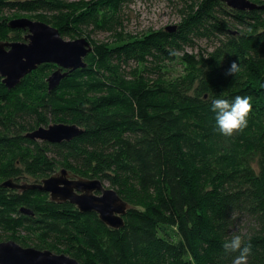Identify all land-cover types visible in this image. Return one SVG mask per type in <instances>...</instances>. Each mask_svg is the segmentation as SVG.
Returning <instances> with one entry per match:
<instances>
[{"label": "trees", "instance_id": "obj_1", "mask_svg": "<svg viewBox=\"0 0 264 264\" xmlns=\"http://www.w3.org/2000/svg\"><path fill=\"white\" fill-rule=\"evenodd\" d=\"M130 1L0 0V42L26 41L28 32L3 18L8 12H61L58 29L72 36L76 27L115 30ZM253 1L258 8L236 10L222 0H183L175 31L97 44L87 66L69 70L54 90V63L13 89L0 76V242L12 235L23 247H61L82 264H233L239 253L223 245L239 234L252 245L248 264H264V0ZM233 61L241 70L227 75ZM133 62L142 69L125 81L121 67ZM83 89L96 95L66 98ZM237 95L250 96L253 109L247 128L225 137L212 101ZM51 123L83 132L61 143L28 136ZM57 168L116 188L128 202L124 226L39 189L3 186L7 178L41 182ZM242 217L254 222L245 234L234 230Z\"/></svg>", "mask_w": 264, "mask_h": 264}, {"label": "water", "instance_id": "obj_2", "mask_svg": "<svg viewBox=\"0 0 264 264\" xmlns=\"http://www.w3.org/2000/svg\"><path fill=\"white\" fill-rule=\"evenodd\" d=\"M236 10H250L259 5L251 0H222ZM9 27L26 30V41L0 42V76L8 89L15 88L21 80L39 65L54 63L58 68L48 79L49 89L54 90L67 76L69 70L85 68L86 56L93 50L91 43L80 38L65 40L58 28L29 18L13 19ZM176 25L167 26L173 32ZM83 129L76 124L57 123L40 127L28 136L49 143L70 141L80 135ZM3 186L19 190L39 189L50 194L52 200L70 202L82 212H96L102 222L112 228L124 226L128 202L117 190L106 188L100 179L70 178L66 169L43 179L39 183H17L9 179ZM25 213L32 214L26 208ZM0 264H82L69 255L23 247L15 240L0 242Z\"/></svg>", "mask_w": 264, "mask_h": 264}, {"label": "rangeland", "instance_id": "obj_3", "mask_svg": "<svg viewBox=\"0 0 264 264\" xmlns=\"http://www.w3.org/2000/svg\"><path fill=\"white\" fill-rule=\"evenodd\" d=\"M87 0H67L68 4L75 6H82ZM253 1V0H251ZM254 2V1H253ZM183 8V0H132L128 2L123 9V23L118 26L113 31L107 30H93L92 28H75V35L72 36H63L65 40H76L80 38L87 39L91 46L94 47L97 44H106L114 45L123 43L126 41L134 40L138 37L145 35L148 32L156 31L167 26L176 25L180 22L182 18L181 10ZM63 13H25V12H8L3 15V18L9 20L19 18H29L34 21H41L50 26L58 28L59 21L62 20ZM13 36L14 34H10ZM27 34H25L26 36ZM10 41L2 38V42ZM23 42V41H20ZM202 47H207V44L200 42ZM139 69L141 71V65L136 64L135 62L130 65H124L121 67V71L124 74L125 81L134 80L133 73ZM170 69H174V72L181 70L179 66H174ZM96 95L93 92L83 89L77 92H71L69 95H66V98L70 103L80 101L83 99L91 98ZM54 124V123H51ZM46 127V126H44ZM61 168H57L55 174L61 172ZM70 178H74L69 174ZM10 179V178H9ZM8 178L4 180H9ZM21 181L17 183H29L35 184L39 183L32 178H20ZM26 179V180H25ZM16 182V181H15ZM106 188H112L117 190L114 187H111L108 183H104ZM137 205V204H135ZM133 206V203L130 204V207ZM139 207V204H138ZM141 208V206L139 207ZM143 208V207H142ZM254 226L253 220L248 217H242L236 222L235 231H241L243 234L248 233L250 229ZM23 238H29L28 235H21ZM14 240L12 235H8L5 241ZM55 249L53 247L41 249V250H51L54 253L62 254V248ZM66 254V253H65Z\"/></svg>", "mask_w": 264, "mask_h": 264}, {"label": "clouds", "instance_id": "obj_4", "mask_svg": "<svg viewBox=\"0 0 264 264\" xmlns=\"http://www.w3.org/2000/svg\"><path fill=\"white\" fill-rule=\"evenodd\" d=\"M170 55L178 56L176 50H170ZM241 70L240 63L233 61L227 70V75H237ZM212 111L215 113L216 131L225 137H231L242 132L248 126V119L253 105L250 96H235L232 101L228 99H214ZM225 252H238L239 255L233 260V264H248V257L252 251L251 243H245L242 236L233 234L230 241L223 245Z\"/></svg>", "mask_w": 264, "mask_h": 264}]
</instances>
